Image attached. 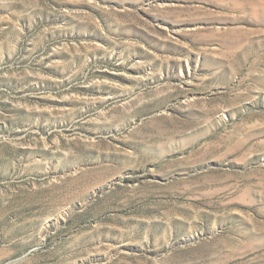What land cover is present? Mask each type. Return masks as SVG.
<instances>
[{
  "label": "rangeland",
  "instance_id": "rangeland-1",
  "mask_svg": "<svg viewBox=\"0 0 264 264\" xmlns=\"http://www.w3.org/2000/svg\"><path fill=\"white\" fill-rule=\"evenodd\" d=\"M0 264H264V0H0Z\"/></svg>",
  "mask_w": 264,
  "mask_h": 264
}]
</instances>
